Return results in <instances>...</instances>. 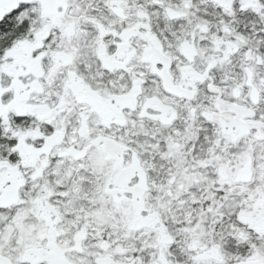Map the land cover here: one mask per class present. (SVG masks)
Segmentation results:
<instances>
[{
  "label": "snow or ice",
  "instance_id": "6c2138e0",
  "mask_svg": "<svg viewBox=\"0 0 264 264\" xmlns=\"http://www.w3.org/2000/svg\"><path fill=\"white\" fill-rule=\"evenodd\" d=\"M0 264H264V0H0Z\"/></svg>",
  "mask_w": 264,
  "mask_h": 264
}]
</instances>
